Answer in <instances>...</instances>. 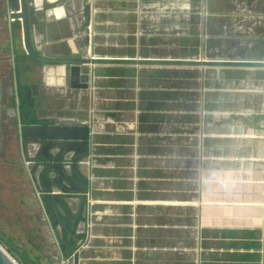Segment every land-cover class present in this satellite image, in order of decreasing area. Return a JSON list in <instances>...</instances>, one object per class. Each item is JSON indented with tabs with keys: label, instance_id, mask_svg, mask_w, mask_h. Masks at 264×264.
<instances>
[{
	"label": "crops",
	"instance_id": "1",
	"mask_svg": "<svg viewBox=\"0 0 264 264\" xmlns=\"http://www.w3.org/2000/svg\"><path fill=\"white\" fill-rule=\"evenodd\" d=\"M89 5L85 25L84 0H28L37 53L93 60L87 89L25 48L16 72L40 76L20 93L24 120L92 134L79 156L19 140L58 250L44 259L74 249L79 264H264V0ZM52 163L72 177L65 188Z\"/></svg>",
	"mask_w": 264,
	"mask_h": 264
},
{
	"label": "rangeland",
	"instance_id": "2",
	"mask_svg": "<svg viewBox=\"0 0 264 264\" xmlns=\"http://www.w3.org/2000/svg\"><path fill=\"white\" fill-rule=\"evenodd\" d=\"M12 8L15 6L10 4L9 10L12 11ZM201 18L204 17L201 16ZM16 24L18 28L16 31L17 43L10 39V35L6 37V25L3 27L4 32H0V46L4 45L0 47V74L6 70L10 71V85L16 89L11 98V107L15 109L19 118L28 122L20 115L23 108H27L24 107L22 100H19L20 93L23 88L28 89V84L37 81L40 76L14 75L15 72H18L19 64L24 63L23 58L26 57L20 22H16ZM49 105V102H46V109L50 107ZM18 117L14 119L16 124L23 123ZM45 121L51 122V119L40 118L37 122L44 124ZM26 160L23 151L21 152L18 147V152L16 149L13 153L8 151L0 161V248L16 264H49V260L58 253V250L54 245L53 233H51L50 227L48 229L47 222L41 219L40 209L33 198L35 182H33L32 176L35 174V179H38L37 172L40 169L34 163L35 161H30L33 165L25 166ZM35 179L34 181H37ZM45 256L49 260L44 259Z\"/></svg>",
	"mask_w": 264,
	"mask_h": 264
},
{
	"label": "water",
	"instance_id": "3",
	"mask_svg": "<svg viewBox=\"0 0 264 264\" xmlns=\"http://www.w3.org/2000/svg\"><path fill=\"white\" fill-rule=\"evenodd\" d=\"M20 1V10L9 15L10 19H18L21 21L22 35H23V45L27 54L34 60L45 63V64H62L68 66V70L62 67V71H68L69 86L73 89H87L89 88V72L91 71L88 67L93 63V60L89 57L81 58H57V57H47L45 55L38 54L31 45V35H30V25L29 17L27 12V0ZM84 24L88 25L90 19V5L89 0H84ZM65 76V75H62ZM1 91V89H0ZM25 98L27 96V91L25 90ZM0 96L6 100V95L0 92ZM19 135L22 140L25 141H40L43 142L41 146V151L46 152L48 148L57 146L58 151L73 153L77 156L85 154L91 150L92 146V134L90 132V126L86 125H55V124H33L24 123L19 127ZM57 142V144H54ZM52 161L49 158L47 162L44 163V167ZM51 167L57 171V177L55 181L60 187L65 188V181H70L72 177L66 175L63 171V167L57 163H52ZM42 181L48 188V183L46 182V177H42ZM85 183V181H84ZM85 190L84 187H82ZM71 225L72 220L68 221ZM64 223V222H63ZM78 253L72 249L70 252H65L61 264H79L78 263ZM0 264H16V262L7 255L0 248Z\"/></svg>",
	"mask_w": 264,
	"mask_h": 264
},
{
	"label": "flooded vegetation",
	"instance_id": "4",
	"mask_svg": "<svg viewBox=\"0 0 264 264\" xmlns=\"http://www.w3.org/2000/svg\"><path fill=\"white\" fill-rule=\"evenodd\" d=\"M10 4L12 6L13 5L15 6V9L12 11L9 10ZM28 7L29 6L27 0V12H28ZM19 10H20L19 0H0V32L2 31L4 32L3 27L4 25H6L5 27L6 37H8L9 33H11L12 30L13 26L11 22L13 23L20 22V26H21L20 20L18 19L13 20L9 18V15L11 13L17 12ZM28 17H29V25H30L29 12H28ZM0 75H2L0 76V87H1L0 92L4 93V91H6V89L8 90V88H10L11 90V94H9V96L8 94L7 95L4 94L6 95V100H4L2 96H0V161H1L8 153V151L13 153V151L16 149V152H18V143L19 140H22L19 135V127L21 124L30 123V122H25L21 118H19L16 114L15 109L11 107L13 87L10 85V79H9L10 71L6 70ZM14 75H16V72L14 73ZM15 117H18L20 120L23 121V123L16 124V122L14 121Z\"/></svg>",
	"mask_w": 264,
	"mask_h": 264
}]
</instances>
